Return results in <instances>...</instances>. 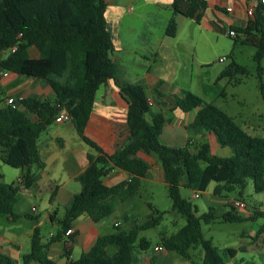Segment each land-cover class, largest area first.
<instances>
[{
    "label": "trees",
    "instance_id": "obj_1",
    "mask_svg": "<svg viewBox=\"0 0 264 264\" xmlns=\"http://www.w3.org/2000/svg\"><path fill=\"white\" fill-rule=\"evenodd\" d=\"M172 9L200 24L208 4L205 0H174ZM106 0H0V81L5 73L23 78L45 81L54 93V100L23 98L19 105L6 104L0 108V172L1 163L21 171L18 183H1L0 214L17 219L15 209L22 189L34 183L33 167L45 168L39 147L40 135L55 123L58 105L69 113L71 123L79 138L94 153L88 154V165L77 177L82 189L75 194L65 208L59 222L60 229L47 243L43 242L40 226L31 237V252L23 257L24 264H56L45 255L49 245L61 242L65 237L73 242L77 233L74 222L86 215L94 223L111 217L120 203L134 201L140 195L142 181L147 178L150 164L139 157L144 153L157 158L164 173V180L173 201L172 211L184 216L186 225L170 237L162 238L167 252H186L201 242L204 248V264H224L212 240L203 237L202 224L209 225L218 217L215 207L198 215V208L181 197L184 187L194 193H205L211 182L217 183L214 196L238 191L242 196L246 181L252 179L256 193H264V137L252 136L234 119L212 102H206L192 92L175 101V108L188 113L197 110L195 121L188 127L193 132L215 135L217 143L231 150L230 157L211 153L204 143L196 152L190 145L173 147L160 142L167 123L166 114L151 112L145 88L140 83L123 80L124 69L112 58V36L105 18ZM171 18L165 34L175 37L178 24ZM235 44L256 49L254 60L260 66L264 58V12L257 6L254 17L246 28H233ZM36 55H33L32 52ZM246 74V69L232 62L219 80ZM114 81L121 94L129 100L128 137L113 154H107L86 135V127L100 87ZM172 110H170L171 112ZM127 174V179L114 186H107L104 179L114 170ZM55 191L51 199L55 197ZM223 214L224 222L245 220L236 208ZM146 221L135 223L129 230L115 225L109 233L101 235L89 252L71 260V252L65 249L66 264H140L137 252L150 248L141 233L155 228L161 216L149 205ZM57 214V213H56ZM263 215L259 210L251 220ZM27 219L38 221L31 215ZM54 223L55 219L51 218ZM72 231L69 235L67 233ZM235 254L234 250H230ZM156 259H154V262ZM153 262V260H152ZM153 262V263H154ZM0 264H17L11 258L0 255Z\"/></svg>",
    "mask_w": 264,
    "mask_h": 264
},
{
    "label": "crops",
    "instance_id": "obj_2",
    "mask_svg": "<svg viewBox=\"0 0 264 264\" xmlns=\"http://www.w3.org/2000/svg\"><path fill=\"white\" fill-rule=\"evenodd\" d=\"M173 1L106 0L105 18L114 46L112 58L123 67L125 71L123 80L128 83L142 84L147 97L152 102L150 107H158L160 111L157 113L166 114L167 123L161 135L165 144L169 146L179 141L182 147L190 145L199 148L204 143H208L212 154L230 157L231 151L219 146L215 135L205 132L196 133L188 129L195 121L197 110L185 113L175 108V101L179 98L177 94L183 91V95L190 92L180 89L178 80L182 74L192 77L195 66L203 68L209 64L211 46L209 42H206L208 35L214 33L226 37L233 28H246L251 20L247 10L257 6L258 0H205L208 8L200 24L182 15L175 16L171 7ZM173 16L178 24V32L175 37H168L165 31ZM234 50L232 47L219 53L222 54L220 58L230 59L231 64L232 58L235 61ZM32 53L36 55L34 51ZM7 54L8 52L0 54V59ZM235 63L238 64L236 61ZM263 64L264 58L260 66ZM261 72H264V68ZM219 76L215 81H218ZM0 86L10 90L5 99L6 104L9 98L20 100L32 97L49 101L55 98L51 87L45 81L33 79L31 82H26L25 78L12 73L2 77ZM206 89L210 87L207 86ZM261 92V99L264 101V84L261 85ZM128 110L129 100L121 94L114 81H108L97 92L86 127V135L104 152L113 154L127 140ZM239 117L245 127L251 121H256L259 129H264V112L259 107H256L254 112H241ZM70 124L69 128L75 130L73 124L71 122ZM179 128L184 129L185 132L177 138L176 133L170 129ZM48 130L49 128L43 133ZM43 133L38 139V147L45 168L33 167L35 180L30 188L22 189L20 192L19 203L15 209L18 218L15 220L9 215L0 214V255L11 258L17 264L21 261L23 263V257L31 252V237L35 227L40 226L42 231V226L49 222L58 225V230L60 229L59 222L64 216L59 215L58 199L62 193L65 194L63 205L66 208L71 198L79 193L76 188L67 190L66 187L79 182L77 177L86 169L87 157L91 154L71 132L68 134L57 132L48 134L46 137L42 136ZM220 150L224 151L223 156L218 153ZM139 157L150 164L147 178L165 182L163 170L156 157L144 153L139 154ZM7 173V170H3L1 166L0 185L20 181V170L15 176L16 179L10 182L6 180ZM126 179L127 174L117 169L104 179V183L107 186H114ZM54 191L56 195L54 199H51ZM23 197L30 201H41L42 209L46 212L45 216L42 217L41 210L36 206L25 210L19 209ZM27 215L38 217V221L27 219ZM51 218L55 219L54 223ZM115 225L120 226V223H110L107 219L94 223L90 217L84 215L73 224V231L77 233L74 241L70 242L65 237L61 242L49 245L45 255L56 264H66L65 249H68L71 252L70 259L76 260L73 257L76 246L81 248L83 253L89 252L97 239L111 232ZM56 233H50L49 238L43 242L47 243ZM28 246L30 249L27 252ZM158 248L156 252L160 251ZM164 252L167 251L164 249ZM137 254L140 258L144 256L143 252H137ZM153 257L157 256L153 255ZM35 262L37 261L31 264Z\"/></svg>",
    "mask_w": 264,
    "mask_h": 264
},
{
    "label": "rangeland",
    "instance_id": "obj_3",
    "mask_svg": "<svg viewBox=\"0 0 264 264\" xmlns=\"http://www.w3.org/2000/svg\"><path fill=\"white\" fill-rule=\"evenodd\" d=\"M206 42L210 43V60L205 67L195 66L192 77L180 75L178 83L179 88L190 91L201 97L206 102H214V104L233 117L234 121L242 127L247 133L252 136L264 137V129L260 130L256 121H251L244 126L239 114L241 112H254L256 107H259L264 112V101L261 99V85L264 84V72L259 71V65L254 60L255 49L252 47L235 44L232 38L226 36H218L214 33L208 35ZM234 48L235 61L238 65L246 69V74L234 75V77H226L221 80L216 78L219 74L230 66V59L221 63L219 61L223 51ZM264 68V64L261 65ZM26 82H31L33 79L25 78ZM207 86L210 89H206ZM182 90V91H183ZM8 89L0 86V108L6 105L5 99L9 95ZM183 92L178 93L177 97H181ZM158 107H152L151 112L147 114V119L152 113L159 112ZM176 118H174L175 120ZM70 122L54 123L49 127L48 134L71 132L77 141L83 145L85 149L94 153V150L82 141L76 134L74 129H70ZM176 133L177 138L184 133V129H170ZM179 140V139H177ZM160 142L164 145V139L160 138ZM179 141H175L169 146L182 147ZM186 146V145H185ZM184 147V146H183ZM192 152H196V146L190 147ZM227 150H230L229 148ZM231 151V150H230ZM224 151H219L222 155ZM223 156V155H222ZM3 170H7L8 182L16 179L15 176L19 173L18 169H14L8 165L1 163ZM1 174V172H0ZM217 183L211 182L205 193H199V198H195L196 193L181 187V197L190 201L194 207L198 208V215H202L209 211V207H215L218 219L209 224H202L203 237L206 240H212L213 245L218 249L224 264H264V193H256L252 179L246 181V186L242 196L238 191L232 193H224L221 197L214 196L213 192ZM67 190L76 188L80 192V182H74L73 185L66 187ZM64 193L58 199L59 215L64 216ZM68 195V194H67ZM235 200L242 201L246 207L244 209H236V213L245 218L243 222L229 223L222 219L223 214L231 210L230 205ZM22 204L19 209H30L32 206L38 207L41 210L42 217L45 216V211L42 209L43 203L36 200H28L22 198ZM152 205L154 210L158 212L155 216H161L159 225L155 228L141 233L140 238H146L150 242V248L143 252L140 264H204V248L201 242L193 245L186 252H164L162 246V238L170 237L178 232L179 229L186 225L184 216L178 215L172 211L173 201L169 195V188L165 182L146 178L142 181L139 197L133 202L120 203L115 213L107 218L110 223H120V226L129 230L135 223H142L147 220L148 216L153 212L148 207ZM25 206V208H24ZM261 211L263 215H259L255 220H251V216L256 211ZM59 226L49 222L42 226L43 240L49 238L50 233H56ZM112 231V230H111ZM107 232V231H106ZM104 232V233H106ZM161 247L159 252L156 248ZM30 246H28L29 251ZM230 250H234L235 254ZM79 247H75L73 251L74 259H78L82 254ZM156 255L157 257H153ZM159 257V258H158ZM158 261L157 263L154 262ZM153 260V262H152ZM162 261V262H161ZM20 264H23L22 261ZM34 264H39L35 262Z\"/></svg>",
    "mask_w": 264,
    "mask_h": 264
},
{
    "label": "built area",
    "instance_id": "obj_4",
    "mask_svg": "<svg viewBox=\"0 0 264 264\" xmlns=\"http://www.w3.org/2000/svg\"><path fill=\"white\" fill-rule=\"evenodd\" d=\"M257 6H261L262 7V10L264 12V0H258V4ZM257 6H252L250 7L248 10H247V14L249 17H251V19L254 17V14H255V10L257 8ZM228 36H230L231 38H235L236 37V32L234 30H230L228 32ZM221 63H224L227 61V58L226 57H222L220 58L219 60ZM3 76H7V73L3 74ZM147 103L149 106H152V102L151 100L148 98L147 100ZM8 104H12V105H19V100L17 99H14V98H9L8 99ZM58 109H59V114L58 116L56 117L55 119V123H59V124H62V123H67V122H71V119H70V116H69V113L67 112V110L61 106V105H58ZM195 198H199V193H196L194 195ZM233 207H235L236 209H244L246 207V205L242 202V201H239V200H235L233 203H232ZM72 231H69L67 233V235H69ZM159 250H161L162 248H158Z\"/></svg>",
    "mask_w": 264,
    "mask_h": 264
}]
</instances>
